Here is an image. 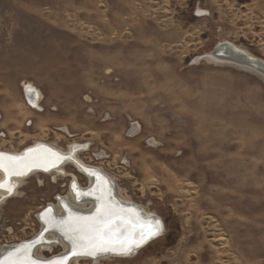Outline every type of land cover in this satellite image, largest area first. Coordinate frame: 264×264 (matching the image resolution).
I'll list each match as a JSON object with an SVG mask.
<instances>
[{
	"label": "rangeland",
	"instance_id": "1",
	"mask_svg": "<svg viewBox=\"0 0 264 264\" xmlns=\"http://www.w3.org/2000/svg\"><path fill=\"white\" fill-rule=\"evenodd\" d=\"M222 42L264 61V0H0V151L84 145L86 164L164 224L131 258L77 264H264V80L207 61ZM69 181L25 180L0 205V247L33 237Z\"/></svg>",
	"mask_w": 264,
	"mask_h": 264
},
{
	"label": "bare ground",
	"instance_id": "2",
	"mask_svg": "<svg viewBox=\"0 0 264 264\" xmlns=\"http://www.w3.org/2000/svg\"><path fill=\"white\" fill-rule=\"evenodd\" d=\"M203 12L199 9L196 16L203 17ZM204 57L217 64L251 71L264 80V61L229 42L217 44ZM84 148L86 146L77 143L61 148L37 141L22 151H0L6 166L0 169V184H3L0 205L18 195L23 182L34 175L70 177L67 194L57 195L55 203H47L36 214L39 231L28 240L0 247V264H77L80 260L97 263L108 258H131L164 234L162 221L120 196L113 178L80 158V152L87 150ZM9 157L22 159L10 161ZM67 166L84 176L87 186H81L77 177L65 170ZM47 209L52 210L51 215ZM149 227L155 235H147ZM32 238L36 242L23 247L22 244L31 242ZM54 247H59L60 251L45 259L39 256L38 253H51ZM129 247L131 250L126 251Z\"/></svg>",
	"mask_w": 264,
	"mask_h": 264
},
{
	"label": "built area",
	"instance_id": "3",
	"mask_svg": "<svg viewBox=\"0 0 264 264\" xmlns=\"http://www.w3.org/2000/svg\"><path fill=\"white\" fill-rule=\"evenodd\" d=\"M23 101L26 107L33 113H42L44 112L43 99L44 96L39 88H37L32 83L23 82L21 83ZM0 115V121H1ZM33 125L32 119H27L25 122V127L29 128ZM7 133L3 130H0V141H5L7 139Z\"/></svg>",
	"mask_w": 264,
	"mask_h": 264
},
{
	"label": "snow or ice",
	"instance_id": "4",
	"mask_svg": "<svg viewBox=\"0 0 264 264\" xmlns=\"http://www.w3.org/2000/svg\"><path fill=\"white\" fill-rule=\"evenodd\" d=\"M8 159L10 161H14V160H20L22 158H19V157H9ZM5 168H6V166H5V163H4V156H3V154H0V169H5ZM14 174H21V173H14ZM0 187H3V184H0ZM8 190L11 191V188H9ZM157 223H159V222L157 221ZM147 235L148 236L155 235V232L151 230V227H149V230H148ZM140 242H143V241L141 240ZM129 243H131V242H129ZM130 250H131L130 247L126 249V251H130ZM73 254L75 255L77 253L73 252Z\"/></svg>",
	"mask_w": 264,
	"mask_h": 264
},
{
	"label": "water",
	"instance_id": "5",
	"mask_svg": "<svg viewBox=\"0 0 264 264\" xmlns=\"http://www.w3.org/2000/svg\"><path fill=\"white\" fill-rule=\"evenodd\" d=\"M15 161H18V160H15ZM13 163H17V162H13ZM46 211H47V212H50L48 215H51V211H52L51 209H49V210L47 209ZM30 241H31V242H28V243H24V244H22L23 247H26V246H28L29 244L32 245V243L36 242V239H35V238H32Z\"/></svg>",
	"mask_w": 264,
	"mask_h": 264
}]
</instances>
